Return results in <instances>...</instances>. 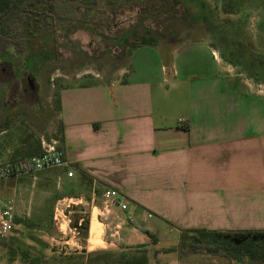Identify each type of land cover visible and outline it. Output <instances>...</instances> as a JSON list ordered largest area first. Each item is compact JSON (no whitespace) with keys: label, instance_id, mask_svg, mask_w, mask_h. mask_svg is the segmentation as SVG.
I'll use <instances>...</instances> for the list:
<instances>
[{"label":"crops","instance_id":"obj_1","mask_svg":"<svg viewBox=\"0 0 264 264\" xmlns=\"http://www.w3.org/2000/svg\"><path fill=\"white\" fill-rule=\"evenodd\" d=\"M199 41L137 46L120 77L59 89L54 115L62 139L50 138L59 140L69 166L45 174L63 188L57 202H96L111 187L129 205L125 212L104 199V209L94 206L97 239L91 217L89 237L67 259L100 253L103 260L143 246L147 264H179L165 253L178 251L182 232L264 231V82L232 72L210 43ZM25 150L24 137L6 121L0 162Z\"/></svg>","mask_w":264,"mask_h":264},{"label":"rangeland","instance_id":"obj_2","mask_svg":"<svg viewBox=\"0 0 264 264\" xmlns=\"http://www.w3.org/2000/svg\"><path fill=\"white\" fill-rule=\"evenodd\" d=\"M53 2V8L43 10L52 15L47 21L43 15L37 19L38 14L32 13L25 23L26 53L20 65L12 52H0V127L8 121L20 139L39 130L46 138L54 136L60 125L54 115L59 89L120 77L122 70L130 68L132 43L143 36H157L164 45H178L184 39L208 42L232 72L264 82V0ZM167 14L173 15L171 25ZM23 76L29 83L24 84ZM28 141L31 143L25 141V152L38 145L34 136ZM48 172L57 173V169L0 182V197L16 200L14 230L0 238V264H28L18 249L23 242L32 244L34 255L46 244L41 256L49 264L78 261L65 256L82 249L84 229L74 233L71 226L80 227L83 219L90 221L91 217L97 221L98 208L104 209L103 197L96 202L85 198L82 202L81 197L57 202L56 198L64 194L58 189L61 192L63 188L45 181L50 180L45 175ZM99 216L106 223L111 221L107 215ZM93 235L98 233L91 237L96 240ZM70 238L71 243H67ZM179 251L168 250L165 258H179V264H257L248 256L234 257L227 251L225 255L207 252L189 257H181Z\"/></svg>","mask_w":264,"mask_h":264},{"label":"trees","instance_id":"obj_3","mask_svg":"<svg viewBox=\"0 0 264 264\" xmlns=\"http://www.w3.org/2000/svg\"><path fill=\"white\" fill-rule=\"evenodd\" d=\"M153 0H149V2ZM53 0H0V52L10 51L17 57L16 63L20 65L22 56L26 53L23 31L25 23L32 17V13H37V19L43 15L52 16L49 11H43L45 8H53ZM173 17L172 14L165 16L167 21ZM164 19V18H161ZM172 22H168L171 25ZM160 40L157 36H143L137 42H133L130 48L132 50L141 45L158 44ZM24 84L29 83L26 76L22 77ZM56 109H59L57 100ZM32 133L28 135L32 137ZM52 136H48L49 139ZM62 139V126L59 125L56 134L53 136ZM28 138L25 141H28ZM37 141V140H36ZM31 143V142H30ZM41 152V138L38 145L25 152L23 155H33ZM90 181V180H89ZM79 230L84 229V236L88 233V220L83 219ZM151 237H153L151 235ZM214 240V241H213ZM21 244V243H20ZM42 248L48 247L46 244ZM39 249L37 255L32 254V244L23 242L18 249L22 260L28 264H49V260L41 256L44 251ZM179 252L181 257H189L196 253L211 252L217 255H225V252L232 253L234 257L245 255L251 258L257 264H264V231H236V232H182L180 235ZM36 254V253H35ZM40 254V255H38ZM100 253L88 254L74 257L78 259L71 264H147L149 262L148 250L143 246L104 255L100 260ZM80 259L82 262H80Z\"/></svg>","mask_w":264,"mask_h":264},{"label":"built area","instance_id":"obj_4","mask_svg":"<svg viewBox=\"0 0 264 264\" xmlns=\"http://www.w3.org/2000/svg\"><path fill=\"white\" fill-rule=\"evenodd\" d=\"M65 151L60 146L59 140L55 138H41V152L33 155L18 156L12 160L0 162V182L11 179H18L25 175H36L37 173L50 169L68 167ZM73 169L67 174L73 176ZM105 203L115 205L122 211L128 210V199L125 194L111 187L102 191ZM151 217V212L146 214ZM15 199L12 196L0 197V238L8 237L15 226ZM129 222H135L137 217L130 214L127 217Z\"/></svg>","mask_w":264,"mask_h":264},{"label":"bare ground","instance_id":"obj_5","mask_svg":"<svg viewBox=\"0 0 264 264\" xmlns=\"http://www.w3.org/2000/svg\"><path fill=\"white\" fill-rule=\"evenodd\" d=\"M97 226V221L95 220V219H93L92 220V222H91V228H90V230H91V234H93V233H95V234H97L98 233V231L96 230V227ZM100 231V230H99ZM100 233V232H99ZM92 237V236H91ZM93 237H94V235H93ZM95 237H98V236H96L95 235ZM94 237V238H95ZM96 241H93V243H95Z\"/></svg>","mask_w":264,"mask_h":264}]
</instances>
